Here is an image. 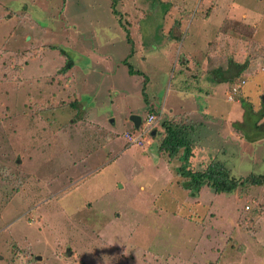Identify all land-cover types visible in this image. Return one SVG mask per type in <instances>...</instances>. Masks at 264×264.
Segmentation results:
<instances>
[{"label":"rangeland","instance_id":"rangeland-1","mask_svg":"<svg viewBox=\"0 0 264 264\" xmlns=\"http://www.w3.org/2000/svg\"><path fill=\"white\" fill-rule=\"evenodd\" d=\"M111 4L0 0V264H264V186L192 197L158 149L176 107L193 170L264 174L249 108L225 103L240 80L229 103L264 109V0ZM231 60L246 70L206 109Z\"/></svg>","mask_w":264,"mask_h":264},{"label":"trees","instance_id":"trees-1","mask_svg":"<svg viewBox=\"0 0 264 264\" xmlns=\"http://www.w3.org/2000/svg\"><path fill=\"white\" fill-rule=\"evenodd\" d=\"M112 1V12L117 15L115 11L116 3L118 0ZM63 52V51H62ZM132 53V51H131ZM127 63V62H126ZM128 74L133 76L134 74L143 75L141 72H136L132 70L131 66H128ZM73 68V64L68 59L64 67L60 70L62 74H66L69 70ZM246 70V64L235 63L234 61H229L226 69L217 68L210 72L209 82L212 84H231L235 79H237ZM235 71V72H233ZM186 84V83H185ZM186 86V85H185ZM180 91L187 92L182 86ZM142 95L146 103V96L144 89L142 90ZM149 102V101H148ZM150 106V104H147ZM242 109L248 107L250 115L243 117L245 122L248 120L251 122L249 129L253 132L250 136L244 138L249 143H255L258 140L264 139V122L260 123L264 118V109H260V112H253L250 109V105L246 104L243 100L241 102ZM261 108H264L262 105ZM153 109V108H149ZM154 110H150L153 113ZM155 112V111H154ZM157 114V113H156ZM246 111L244 113V116ZM154 118L155 117L151 115ZM173 115V119L169 121H163L160 123L161 128L164 131V136L162 137L158 149L167 154L170 159L179 156L181 165L175 169V173L178 177L184 179L181 182L182 189L189 191L192 197H197L199 192L204 188H210L214 194H235L237 191L246 189L249 186L252 187H262L264 186V174H254L250 173L245 177H239L233 174L229 169L225 167L222 162L213 161L206 165L204 170L195 171L191 168L190 158L193 154V142L191 139V130L188 126L181 122V118ZM244 123V122H243ZM235 129L240 127V123L233 124ZM155 130H157L155 128ZM245 137V136H244ZM181 152V155L179 154Z\"/></svg>","mask_w":264,"mask_h":264},{"label":"crops","instance_id":"crops-1","mask_svg":"<svg viewBox=\"0 0 264 264\" xmlns=\"http://www.w3.org/2000/svg\"><path fill=\"white\" fill-rule=\"evenodd\" d=\"M219 85L222 86L221 84H216V85H213V86L211 85L209 87L207 86V88H208V91L207 92L208 93L205 94V98H208L211 101L209 102V106H207L206 109H220L221 105H217V101H220L221 102V98L220 97H217V94H216L218 92V89H219L217 86H219ZM225 103L227 104V109H230V110L236 109V108L237 109H241L240 108L241 107L240 105L238 107L237 105L232 104V103H229L226 100H225ZM178 107H180V105H177V109H178ZM175 108L176 107H172V109H173L172 112H173L174 116L176 115V113H175V110L176 109ZM231 113H232L231 111H228L227 112L226 119H228V120L226 122H228L229 119H232V114ZM227 127L229 128L230 126H227ZM228 128H226L227 133H228V137L227 138H232V137L235 138L234 136H236V134L232 131L233 130V127L232 126L230 127V128H232V130L231 129L229 130Z\"/></svg>","mask_w":264,"mask_h":264},{"label":"built area","instance_id":"built-area-1","mask_svg":"<svg viewBox=\"0 0 264 264\" xmlns=\"http://www.w3.org/2000/svg\"><path fill=\"white\" fill-rule=\"evenodd\" d=\"M244 85H245V81H240V80L232 84L227 92V102H234L235 97L238 95V93L240 92V90L243 88ZM153 123H154V118L152 116H148L144 125L146 127H151ZM128 138L129 140H132L131 137Z\"/></svg>","mask_w":264,"mask_h":264},{"label":"water","instance_id":"water-1","mask_svg":"<svg viewBox=\"0 0 264 264\" xmlns=\"http://www.w3.org/2000/svg\"><path fill=\"white\" fill-rule=\"evenodd\" d=\"M130 122L132 123L133 127L135 130H138L141 123H142V119L139 117V116H136V115H131L130 118H129ZM152 137H154L155 135V131H153L151 133ZM40 260V259H39Z\"/></svg>","mask_w":264,"mask_h":264}]
</instances>
